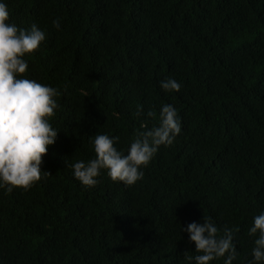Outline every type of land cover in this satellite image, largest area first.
Instances as JSON below:
<instances>
[{
  "label": "trees",
  "instance_id": "16d2710c",
  "mask_svg": "<svg viewBox=\"0 0 264 264\" xmlns=\"http://www.w3.org/2000/svg\"><path fill=\"white\" fill-rule=\"evenodd\" d=\"M4 2L11 22L45 31L28 75L61 95L49 174L26 191L0 189V264H189L197 253L181 227L203 217L238 229L233 264H246L247 229L264 209V0ZM168 76L179 91L160 88ZM165 103L181 132L141 180L102 171L84 187L73 177L67 163L94 157L89 137L117 135L126 149L142 121L156 123L137 105Z\"/></svg>",
  "mask_w": 264,
  "mask_h": 264
},
{
  "label": "clouds",
  "instance_id": "9594fccd",
  "mask_svg": "<svg viewBox=\"0 0 264 264\" xmlns=\"http://www.w3.org/2000/svg\"><path fill=\"white\" fill-rule=\"evenodd\" d=\"M8 5L0 0V189L11 193L14 188L28 190L48 171L42 170V158L49 145L55 142L58 129L51 118L59 108L60 90L41 83L28 75L29 62L25 58L33 54L46 39L45 31L33 22L27 28L11 22ZM52 26L60 30L61 20L53 18ZM160 88L165 92L179 91L181 83L171 76L161 79ZM88 95L84 92V96ZM155 119L156 123L134 130L126 149L115 145L120 137L98 133L89 137L94 157L84 161L67 163L73 177L84 187L95 186L97 177L105 172L114 182L126 186L135 184L144 176L160 146H170L181 132V119L172 104L161 105L159 111L146 112L137 105L136 116ZM187 232V240L194 242L195 255H185L189 264H209L223 258V264H233L238 256L235 243L236 227L220 228L210 217L203 222L192 221L181 227ZM255 237L251 259L246 264H264V209L252 218L247 229Z\"/></svg>",
  "mask_w": 264,
  "mask_h": 264
}]
</instances>
